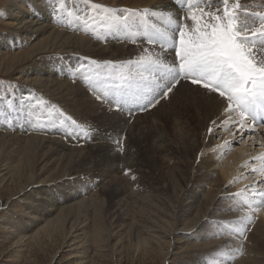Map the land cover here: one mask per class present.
<instances>
[{
  "label": "rangeland",
  "instance_id": "1",
  "mask_svg": "<svg viewBox=\"0 0 264 264\" xmlns=\"http://www.w3.org/2000/svg\"><path fill=\"white\" fill-rule=\"evenodd\" d=\"M12 1L0 0V98L11 96L18 101L11 107L6 102L0 104V264H221L218 253L244 241L233 226V215L243 204L256 209L260 200L252 193L264 192V124H246L240 131L233 126L236 118L222 115L221 107V126H213L218 133L205 131L216 145L206 153L192 154L187 161L181 157V151L187 142L195 141L191 132L194 126L176 117L172 129H164L157 111H169L167 99L148 111H136L130 117L127 114L129 119L120 136L122 112L110 107L107 101L98 100L97 95H102L104 86L96 90L86 79L96 76L93 61L101 66L106 62H125L119 61L120 45L127 43L123 33L113 36L94 19L95 10L86 9V5L93 3L107 6L104 0L74 1L76 4L65 9L68 14L74 11V28L65 27L66 32L63 26H54L60 17L53 20L58 13L51 10L46 13L34 10L30 18L20 14L12 25L8 24L5 12ZM119 1L117 9L145 8L142 0ZM64 4L65 1L60 7ZM246 6L252 11L264 12L261 0H249ZM20 19L48 26L37 34L18 30ZM60 30L63 32L59 33ZM77 37L86 42L91 40L92 45L85 46ZM48 39L60 45V49L55 52L52 48V51L45 49L33 57H24L33 46ZM68 41L79 45L77 50H80L64 52ZM8 66L11 70L6 71ZM33 77L44 79L47 84L31 86L27 79ZM59 81L76 84V89L81 90L79 95L64 98L62 94L47 91ZM85 102L91 103L100 115L92 127H87L88 120L83 119L85 115L80 109ZM104 107L111 108L107 115ZM100 113L105 119L99 129ZM71 120H75L76 125H72ZM133 123L139 125L138 130ZM149 129L158 132L152 143L153 155L159 157L161 170L150 174L148 167L141 166L137 169L139 177L133 178L135 171L130 169L127 175L122 172L121 153L128 142V164L135 163L143 149L129 142L128 136H142L141 133ZM204 138L201 143L206 142ZM219 138L223 139L217 143ZM56 140L69 149H58L61 152L49 159L50 151L56 148ZM29 144L32 146L29 154L24 155V146ZM91 145L108 149H101L100 155L104 157L95 153L94 161L91 158V162L88 160L77 167L78 159ZM133 147H137L136 153ZM213 155L216 156L213 157L214 168L206 169L200 164L202 158ZM213 169L216 172L228 170L224 185L210 174ZM149 175L155 177H152L153 183L147 179ZM127 176H132L128 177L131 183L141 180L143 185L132 187L130 181L128 184L124 181ZM116 182L119 185L122 182L126 193L120 199L115 198L110 206L103 192L118 185ZM241 190H245V195L237 197ZM196 221L200 223L195 224Z\"/></svg>",
  "mask_w": 264,
  "mask_h": 264
},
{
  "label": "snow or ice",
  "instance_id": "2",
  "mask_svg": "<svg viewBox=\"0 0 264 264\" xmlns=\"http://www.w3.org/2000/svg\"><path fill=\"white\" fill-rule=\"evenodd\" d=\"M248 3L170 0L169 5L137 9L86 5L88 11L95 10L100 26L113 36L124 33L125 41L139 44L141 52L125 62L101 66L93 61L96 76L86 79L104 86L97 99L118 112L148 111L188 85L218 100L222 115L235 117L238 130L264 124V12L250 10ZM5 102L9 107L18 103L11 96L0 98V104ZM209 133L214 130L209 128ZM244 195L245 190L236 194ZM252 196L260 200L256 210L264 206V192ZM246 221L244 230H238L242 240L248 239L253 217Z\"/></svg>",
  "mask_w": 264,
  "mask_h": 264
},
{
  "label": "bare ground",
  "instance_id": "3",
  "mask_svg": "<svg viewBox=\"0 0 264 264\" xmlns=\"http://www.w3.org/2000/svg\"><path fill=\"white\" fill-rule=\"evenodd\" d=\"M66 2V4H64L65 6L64 7H60V5L63 4V2ZM74 1L76 0H13L12 3H8L9 5L7 6V9H6V12H5V15L8 19V24L12 25L14 23V20L16 18H18L20 16V14L24 15L25 16H32V14H34V10L35 11H42V12H47L49 10L55 12V13H58V15L53 19V20H57L59 17V22L55 23V27H59V26H63L64 29L62 28V30H64L66 32V28H74V22L72 21V19L74 18V15H73V9L72 11L73 12H70L69 14L66 13L65 9H69L71 8L73 5L72 4H76L74 3ZM11 2V1H10ZM121 1L119 0H104L103 3H105V5H107V7H110L112 9H117V5H119ZM141 3H143V5L145 7H151V6H163V5H169L170 4V0H142ZM53 4H56V5H53ZM142 5V4H141ZM58 6L60 8H58ZM52 8V9H51ZM87 11V10H86ZM75 14V13H74ZM159 15V13H157ZM166 15V14H165ZM54 16V15H53ZM90 17V16H88ZM92 17V16H91ZM71 18V21H68L69 19ZM21 20V21H20ZM18 20V24H21L20 26H18L16 29L18 30H24V31H33L34 34H37L38 32H43L45 27H43V25L41 26V23L40 25L39 24H33V21L31 22V20H27V21H23L22 19ZM83 23V22H82ZM87 23V22H86ZM166 23V21H165ZM45 24V23H44ZM80 24V23H79ZM35 25V26H34ZM37 25H39V27H37ZM15 26V25H14ZM85 26V25H83ZM83 26H76L75 28H78V29H82L81 27ZM91 28H94L93 25H91ZM12 27V26H11ZM15 29V28H14ZM50 29V28H49ZM90 29V28H89ZM46 30V29H45ZM93 30V29H92ZM52 31V30H51ZM50 31V32H51ZM80 31V30H79ZM88 31V30H86ZM47 32V31H45ZM61 32V30L59 31V33ZM63 32V31H62ZM61 32V33H62ZM54 33V32H53ZM56 33V32H55ZM57 34V33H56ZM47 35V34H46ZM44 35V36H46ZM59 35V34H58ZM67 34H65L66 36ZM122 35H124L125 37V34L123 33ZM49 36V35H48ZM62 37V35H60ZM59 38V36H56ZM55 37V38H56ZM75 37V36H74ZM82 37V36H80ZM78 38L77 39L79 40H82V38ZM47 37H45L46 39ZM66 38V37H65ZM73 38L70 37L69 39ZM60 39V38H59ZM64 39V37H63ZM68 39V38H66ZM49 40V39H48ZM55 40V39H54ZM62 40V39H61ZM76 40V39H75ZM77 40V41H78ZM79 40V41H80ZM41 41V40H40ZM57 41V40H56ZM66 41V40H65ZM78 41V42H79ZM85 43V46H87L88 44H91L90 41H85V40H82V43ZM63 42V41H62ZM67 42V41H66ZM69 42V41H68ZM124 42V41H123ZM65 44V43H64ZM122 45H120V60L119 61H128L130 58H137L141 52H140V45L139 44H133L131 41H127V43H121ZM66 45V44H65ZM92 45V44H91ZM89 45V46H91ZM94 46V44H93ZM82 47V46H81ZM51 48L53 49V52H55V50H58L60 49V45H57V43L55 41H44V43H42L41 45L39 46H33V50L30 51V53L27 54L28 55H25L24 57H33L36 53H42L45 51V49H50ZM63 48H66V53H77L79 50H77L79 48V45H76V43H72L70 44V42L68 43L67 46H64ZM69 48V49H67ZM70 48H73V49H70ZM90 48V47H89ZM86 49V48H85ZM48 50V51H50ZM52 51V50H51ZM50 51V52H51ZM81 55V54H80ZM39 56V55H38ZM118 58V57H117ZM98 59V58H97ZM12 65V64H11ZM9 67V66H8ZM9 71L11 70V66L6 69V71ZM74 77V76H73ZM72 77V78H73ZM31 81L30 85L32 86V84H35L37 86H41V87H44L46 84L44 83V79L42 80L41 78H30V79H27V81ZM46 80V79H45ZM56 80V79H55ZM50 82V81H49ZM63 86V87H62ZM179 87V86H178ZM64 88V89H63ZM77 86L76 84L75 85H72L71 83L69 84H63V82H54V84L51 86V87H48L47 91H51L53 94H62L64 96V98L66 96H71L72 97H77L80 93V89H76ZM92 88L98 90V89H101L102 88V85L101 84H95L93 83L92 84ZM56 92V93H55ZM76 94V95H74ZM61 95V96H62ZM172 95V94H171ZM170 95V98H169V102L167 104H169V111H157L158 113V116L159 118L162 120L163 122V127L164 129L170 131L172 129V124H173V119H175L177 117V119L181 118V119H184L185 120V123H189L190 126H194L193 129H191V133L193 137H195V141L193 143L191 142H187L188 144L186 145V148L184 150L181 151V154H182V158L184 160H187L189 161V159L191 158L192 154L194 153H200V152H205L216 145V142L213 141L210 136L208 135V133H205V131L207 130V132H209V128H212L213 129V126H215V124L212 123L213 120L216 121V124H218V126H221L219 122H222L223 121V118L219 115L220 114V108L222 107L220 102L216 99H213L212 97L206 95L203 90H197L194 86H188V85H185L184 87H179V90L175 93L174 91V95L171 96ZM84 96V95H83ZM82 96V97H83ZM63 98V97H62ZM63 98V99H64ZM71 98V97H70ZM75 99V98H74ZM81 99V98H80ZM68 100V99H67ZM66 101V100H65ZM75 101V100H73ZM69 102V100L67 101ZM45 104V103H44ZM43 104V105H44ZM68 104V103H67ZM66 104V105H67ZM79 106V105H78ZM160 107L162 105H159ZM77 107V106H75ZM168 107V106H167ZM79 108V107H77ZM70 109V108H69ZM84 115H85V118H83L84 116H82L81 118L83 119H86L88 120V123L86 125H88L87 127H89L94 120H98V118L100 117V115H98L96 109H94V107L91 105V103H84V107L81 106L80 108ZM68 110V109H67ZM99 110V109H98ZM111 111V108L109 107H104V114L107 115L108 113H110ZM222 111V110H221ZM67 112V111H66ZM73 113H76V112H73ZM81 112H79L80 114ZM154 113V112H153ZM101 114V113H100ZM104 114H101V117H102V120L98 123V128H102V126L104 125L102 122L104 121L103 119H105V116ZM122 115L120 116V114L117 113V116H120V136L122 135V128L126 125L129 117H130V114L129 112L127 111V109H125L122 113ZM127 114H129V117H127ZM156 114V112L154 113ZM156 114V115H157ZM76 115V114H74ZM114 115V114H113ZM218 115H219V118H218ZM115 116V115H114ZM155 116V115H154ZM80 117V116H79ZM78 117V118H79ZM35 118V117H34ZM226 119V118H225ZM85 120V121H86ZM222 120V121H221ZM106 122V121H105ZM117 123V122H116ZM114 123V124H116ZM106 124V123H105ZM109 125L112 123H108ZM118 124V123H117ZM116 124V125H117ZM226 124V122H225ZM36 125V124H35ZM85 125V126H86ZM115 125V126H116ZM133 126L135 127V130H138L139 129V125L136 124V123H133ZM92 127V125H91ZM208 128V129H207ZM8 129V128H7ZM34 129V128H33ZM142 130V129H141ZM214 130V129H213ZM69 130H67L66 132H68ZM146 131V130H145ZM215 133H218L214 130ZM86 133V132H85ZM203 133H205V138L203 136ZM261 132H259L260 134ZM158 132H156V130H148L147 132H142L141 135L142 136H138V135H135V136H128L129 137V142H131L132 144L135 143V145H137L138 147H142L143 151L142 152H147L148 155H146L145 153L141 154L139 152V157H137V160L135 159V163L129 165L128 164V154L126 153L127 151V147H128V142L127 144H124V147H123V153H121V157H120V161H122L123 163V166H122V172L125 173L126 170H129L131 169V171H135L133 175L134 178H137L139 177V171L137 170L138 168H140L141 166H145V167H148L150 169V174L153 173L154 171L158 173V171L161 170V166L159 164V157H155L153 155L154 153V147H153V143H152V140L155 136H157ZM118 135V134H117ZM68 136V135H67ZM126 136V137H127ZM73 137V136H72ZM90 137V136H89ZM204 138V141H206L205 143H201V139ZM2 139V138H1ZM223 138H219V141L217 143H220L222 141ZM45 140V139H43ZM72 140V139H71ZM56 140V148L54 147V150H51L50 151V154L48 155L47 158L49 159H52L51 157L54 156V154H56L58 151L61 152V150H58V149H69L67 146L63 145L60 141ZM28 142V141H27ZM42 142V141H41ZM53 142V140H52ZM79 142V141H78ZM114 142V141H113ZM115 143V142H114ZM33 144V143H32ZM40 144V142H39ZM107 144V143H106ZM105 144V145H106ZM116 144V143H115ZM54 145V144H53ZM114 145V144H113ZM21 146V145H19ZM44 146V144H43ZM86 146V145H85ZM92 147L91 148H87L83 154V156L81 157V159L79 158L78 160H80V163L78 162V166L77 167H81L83 164H86V161L90 160V162L94 161V158H95V153L97 156H100L101 158L104 157L102 155H100V151L101 149H108V148H102V146H99V147H93V145H91ZM112 146V145H111ZM110 146V147H111ZM24 155L25 154H29V149L31 146V144H29L28 146H24ZM117 147V146H116ZM21 148V147H20ZM35 148V147H34ZM49 148V147H48ZM121 148V147H120ZM22 149V148H21ZM53 149V148H52ZM84 149V148H83ZM122 149V148H121ZM119 150V149H118ZM31 151V150H30ZM34 151V150H32ZM43 151V150H42ZM49 151V150H48ZM120 151V150H119ZM137 151V147H133V152L136 153ZM23 152V151H22ZM7 153V152H6ZM49 153V152H48ZM78 153V152H77ZM162 153V152H161ZM59 154V152H58ZM71 155V153H69ZM81 154V153H80ZM78 154V156L80 155ZM31 155H33L31 153ZM42 155V154H41ZM57 155V154H56ZM66 155H68V153H66ZM69 155V156H70ZM93 155V156H92ZM138 155V154H137ZM150 155V156H149ZM217 155V154H216ZM29 155H27L28 157ZM44 156V155H43ZM65 156V155H64ZM67 156V157H69ZM74 156V154H73ZM72 156V157H73ZM77 156V155H76ZM81 156V155H80ZM215 155H213L212 157H209V158H202V160L200 161V164L201 165H204L205 168H214L215 166H213V164L215 163L213 161V157ZM40 157L39 156L37 158V162L40 160ZM216 157V156H215ZM46 158V157H45ZM46 158V159H47ZM78 158V157H77ZM92 158V159H91ZM76 159V158H75ZM28 160V159H27ZM74 160V159H73ZM32 161H34L33 157H32ZM48 161V160H47ZM70 161V160H69ZM68 161V163H70ZM76 161V160H75ZM97 161V160H96ZM138 161V163H137ZM77 162V161H76ZM74 163V162H73ZM75 164V163H74ZM139 164V166H138ZM2 165V164H0ZM74 166V165H73ZM102 166V165H101ZM72 167V166H71ZM76 167V166H75ZM75 167L73 169H75ZM93 167V166H92ZM178 167V165H177ZM31 168V167H30ZM86 168V167H85ZM147 168V169H148ZM4 169V168H3ZM8 169V168H7ZM70 169V168H68ZM66 169V170H68ZM72 169V168H71ZM70 169V170H71ZM72 169V170H73ZM77 169V168H76ZM75 169V170H76ZM146 169V168H145ZM173 169V168H172ZM86 171V170H85ZM116 171V170H115ZM16 172L19 173V170L16 169ZM74 172V171H73ZM72 172V173H73ZM112 172V171H111ZM208 172V171H207ZM133 173V172H132ZM160 173V172H159ZM64 174V173H63ZM61 174V175H63ZM67 174H68V171H67ZM172 174V173H171ZM210 174L213 175L216 179V181L218 182H221V184H225L227 182V177L229 176L228 174V170H222L219 171V172H216L214 169L212 171H210ZM60 175V174H59ZM65 175V174H64ZM144 175V174H143ZM158 175V174H157ZM193 175V174H192ZM58 176V175H56ZM66 176V175H65ZM64 176V177H65ZM68 176V175H67ZM145 176V175H144ZM147 176V175H146ZM145 176V177H146ZM191 176V175H190ZM128 177L130 178V176H127L125 178L124 181L128 182L130 181L128 179ZM154 176L152 175H149V177L147 178L151 183H153V178ZM163 177V176H161ZM60 178V177H59ZM132 178V176H131ZM130 178V179H131ZM155 178V177H154ZM193 178V177H192ZM56 179V178H55ZM58 179V178H57ZM61 179V178H60ZM190 179V178H189ZM210 179V178H209ZM135 180V179H133ZM136 180H139V179H136ZM183 180V179H182ZM180 179V181H182ZM186 180V179H185ZM208 180V179H207ZM51 181V180H49ZM57 181V180H56ZM132 181V180H131ZM130 181V183H131ZM144 181V180H143ZM155 181V180H154ZM188 181V180H187ZM215 181V182H216ZM184 182V181H183ZM188 182H191L190 180ZM187 182V183H188ZM117 183V182H116ZM155 183V182H154ZM180 183V182H178ZM118 184V183H117ZM188 184H191V183H188ZM187 184V185H188ZM220 184V186H221ZM138 185H143L141 180L140 181H134L133 183H131V186L134 187V186H138ZM149 185V184H147ZM155 185V184H154ZM185 185V188L186 186ZM145 186V184H144ZM159 186V185H157ZM180 186V185H179ZM105 187V186H104ZM102 187V189L104 188ZM112 187V186H111ZM151 188V185L149 186ZM155 186H153L154 188ZM163 187V186H162ZM169 188V186H168ZM142 189V188H141ZM147 189V188H146ZM155 189V188H154ZM164 189V188H163ZM106 190V189H105ZM144 190V189H143ZM151 190V189H150ZM161 190V189H160ZM101 191V190H100ZM130 191V190H129ZM106 196H107V199H108V202L107 204H109L110 206H112V203H113V200L115 198H118L120 199L119 197L120 196H123L125 193H126V187L124 185H122V182H120V185H116V186H113V188H111L110 191L108 192H103ZM187 194V193H186ZM185 197V196H184ZM106 198V197H105ZM106 199V200H107ZM123 200V199H122ZM82 201V200H81ZM115 201V200H114ZM121 201V200H119ZM121 203V202H120ZM119 204V202H118ZM117 204V205H118ZM80 206V205H78ZM119 206V205H118ZM109 207V206H108ZM216 207V206H215ZM74 208V207H73ZM76 208V207H75ZM262 208V206H261ZM259 208L258 210L256 209H253L251 207H249L248 205H242L241 209H239V211L234 214L236 215L234 217L233 215V220L232 222L234 223V227L237 229V230H244V227H245V223H247L246 221V217L248 215H251L253 217V222L251 224V231L250 232H247V236H248V239L247 240H244V241H241L239 243H236L233 245V247L229 246V248L227 249V251H224L222 253H218L220 256H221V261L222 263L221 264H264V209H261ZM69 209L71 210V208L69 207ZM208 211V210H207ZM73 212V211H72ZM70 214V213H69ZM194 221V220H193ZM199 221V220H198ZM241 221H244V223H241ZM196 223H200V222H195ZM73 226H76L73 225ZM191 226H192V223H191ZM190 226V227H191ZM79 227V226H78ZM73 228V227H72ZM79 229V228H78ZM223 247V246H222ZM226 247V246H225ZM219 248V247H218ZM193 249V248H192ZM226 250V249H225ZM219 251V249H218ZM222 251V250H221ZM76 252V251H75Z\"/></svg>",
  "mask_w": 264,
  "mask_h": 264
}]
</instances>
